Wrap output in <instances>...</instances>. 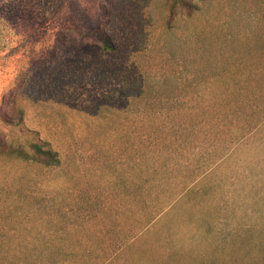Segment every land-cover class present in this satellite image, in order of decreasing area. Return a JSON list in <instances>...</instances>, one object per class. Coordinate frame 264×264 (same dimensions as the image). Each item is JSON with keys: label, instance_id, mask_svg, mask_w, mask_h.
<instances>
[{"label": "rangeland", "instance_id": "obj_1", "mask_svg": "<svg viewBox=\"0 0 264 264\" xmlns=\"http://www.w3.org/2000/svg\"><path fill=\"white\" fill-rule=\"evenodd\" d=\"M0 264H264V0H0Z\"/></svg>", "mask_w": 264, "mask_h": 264}, {"label": "trees", "instance_id": "obj_2", "mask_svg": "<svg viewBox=\"0 0 264 264\" xmlns=\"http://www.w3.org/2000/svg\"><path fill=\"white\" fill-rule=\"evenodd\" d=\"M94 42L99 43L103 50L105 51H112L113 50V44L110 40V38L105 35L103 32L97 31L94 35ZM16 114L18 115V121H22L24 112L22 109L17 108ZM5 123H8V121L5 120ZM38 152L41 155L45 156V160L50 161L54 164L58 163L57 159V153L48 146V144H45V149H43L41 146H36Z\"/></svg>", "mask_w": 264, "mask_h": 264}]
</instances>
